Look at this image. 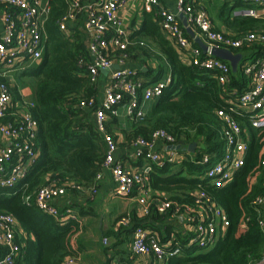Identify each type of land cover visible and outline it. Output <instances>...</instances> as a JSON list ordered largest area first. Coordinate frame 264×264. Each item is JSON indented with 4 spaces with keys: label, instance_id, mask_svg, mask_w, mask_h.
<instances>
[{
    "label": "built area",
    "instance_id": "1",
    "mask_svg": "<svg viewBox=\"0 0 264 264\" xmlns=\"http://www.w3.org/2000/svg\"><path fill=\"white\" fill-rule=\"evenodd\" d=\"M51 1L0 0V76L7 77L14 71L24 69L27 62L36 63L41 60L46 38L45 23L52 10ZM135 1L141 2L150 10L158 8L160 26L168 38L180 50L190 55L193 65L216 72L224 100V105L216 110L222 123L223 150L219 154L202 152L201 158L197 156L193 159L207 166L204 178L210 185L216 188L225 187L245 165L251 132L249 128L243 127L242 120L236 115L247 121L250 128H264V50L261 56L242 66L243 74L248 79L245 90L230 86V63L212 54L213 48L234 50L255 44L264 47V29H249L238 36H230L213 26L208 9L200 0H175L174 9L163 6L160 0H67L68 12L60 20L59 26L65 31L70 21L76 20L83 11L86 13L85 29L92 35V40L89 45L91 58L84 64L89 70L91 81L98 83L100 71L113 69L115 65L119 67L112 70L101 101L92 97L80 103L81 106L94 110L98 130L102 132L106 142L103 169L97 174L95 184L84 187L73 181L59 183L58 180H50L36 191L35 204L61 223L69 218H76L70 210L65 213L60 211L57 205V201L66 195L69 188L80 191L89 189L95 194L104 171L110 170L117 184L118 195L130 196L136 188L145 195L154 165L174 162L177 158L176 150L170 149L168 154H162L154 149L157 140L169 145H176L177 142L173 134L158 129L153 133L152 139L140 136L134 142L139 152L145 153L149 162L140 170L126 168L116 161L118 143L104 125L108 111L113 117L119 115V105H123L130 118L143 119L145 113L140 103L160 97L172 82L170 76L146 84L139 79L137 70L126 66L132 40L120 10ZM229 1L239 3L232 10L234 18H264V0ZM181 15L185 16L187 26L208 45L207 52L196 45L194 38L188 34ZM33 106V102H28L24 110L15 111L11 86L8 81L0 80V134L7 140V144L0 147V187H14L25 177L27 168L38 156L35 147L38 122L31 112ZM25 201L30 204V196H27ZM139 201L143 204L144 214H149L151 205L147 198L141 197ZM252 204L260 215L259 225L264 235V193L256 197ZM158 211H171L173 216H186L189 227L188 244L199 248L214 245L219 235L230 225L224 208L201 186L195 190L191 203L164 199L158 205ZM129 221L128 214L120 219V224L127 225ZM17 229L18 221L14 215L0 213V249L4 250L0 264H17L24 246L17 240ZM107 241L108 239L104 238V243ZM183 248L176 241L173 244H163L144 228L135 229L132 250L136 255L153 254L156 261L165 264L170 258L180 255ZM61 264H80V258L68 255ZM249 264H264V253L260 258L251 259Z\"/></svg>",
    "mask_w": 264,
    "mask_h": 264
},
{
    "label": "trees",
    "instance_id": "2",
    "mask_svg": "<svg viewBox=\"0 0 264 264\" xmlns=\"http://www.w3.org/2000/svg\"><path fill=\"white\" fill-rule=\"evenodd\" d=\"M51 4L45 23L48 40L42 59L23 71V76L33 83L35 98L31 112L38 122L35 140L38 156L14 187H0V213L14 215L34 236L20 251L17 264H61L66 256L75 255L73 239L80 230L78 218L61 223L35 204V194L50 180L73 181L84 187L94 185L106 156V142L98 130L94 110L80 104L82 100L97 97V83L91 81L84 64L91 54L79 30L72 29L68 35L60 29L59 22L67 14V0H52ZM153 14L146 13L142 29L133 36L142 33L153 37L171 66L172 82L157 98L150 116L139 121L146 126L140 125L132 135L152 139L156 130L164 129L178 140L184 138L203 145L197 150L199 158L202 152L219 154L224 141L216 110L224 105V100L216 72L184 63L178 47L163 34ZM238 24L244 30H258L264 27V18L245 17L238 20ZM258 47L261 48L255 44L233 51L245 52ZM157 73L155 80L162 77L160 70ZM230 86L243 89L245 77L232 69ZM106 115L111 116V113L108 111ZM236 117L242 120L244 128L250 129L251 142L245 165L225 187L210 185L203 178L207 166L196 161L185 160L176 173L168 172L170 165H154L149 180L152 188L170 193L174 201L191 203L195 190L201 186L224 208L230 220L214 245L209 248L184 246L182 253L172 257L168 264H249L251 259L260 258L264 253L260 215L252 204L264 193V128H250L242 117ZM115 122L114 117L110 123ZM104 125L109 131L106 121ZM48 175L49 180H46ZM27 196L31 198L30 204L25 201ZM150 216L154 220L163 218L155 208ZM3 254L4 250L0 249V257Z\"/></svg>",
    "mask_w": 264,
    "mask_h": 264
},
{
    "label": "crops",
    "instance_id": "3",
    "mask_svg": "<svg viewBox=\"0 0 264 264\" xmlns=\"http://www.w3.org/2000/svg\"><path fill=\"white\" fill-rule=\"evenodd\" d=\"M85 1L93 2L96 0ZM160 1L161 4L167 8H175V0ZM220 1L221 0H200V2L208 9V11L209 8L207 5L209 3L212 4L216 9L221 10L220 17L218 19L213 18L209 11L213 26L217 30L223 31L230 36H238L242 32L246 31L247 29L244 30L238 24V20L243 18H234L232 16L223 18L224 7L226 3H229V0H222L223 5H221ZM238 4L239 3H234V8L237 7ZM241 4L243 5V3ZM219 6H223V8L221 9ZM157 10L158 8L153 10L147 9L139 1L132 2L130 5L120 10V14L124 18L132 40V44L129 47L130 56L126 62V66L130 69L137 70L139 79L143 80L146 84L154 83L165 77L171 76V66L168 64L166 56L162 54L157 42L153 39V37H147L142 33L133 36L134 33L142 29L145 23L146 13H154V22L160 26V19L157 15ZM1 16L2 8L0 7V29L2 28ZM180 18L183 21L185 16H180ZM86 19L87 15L83 11L76 20L70 21L68 23L67 30L65 31H67V34L70 35L72 33V29L79 30L84 35L83 37L86 47L89 50L92 35L85 29ZM258 29H264V27L261 26ZM161 30L168 38V35L163 31L162 28ZM47 40L48 32L46 31V38L44 41L45 47ZM170 41L174 43L172 40ZM196 45L198 44L196 43ZM263 50L264 47L261 46V48L258 47L247 52H237L241 55V59L238 63V71L232 68L235 71V74L239 72L245 77L242 71V66L246 62L261 56ZM177 51L180 54V59L184 63L189 65L192 64L190 61V55L186 51L180 50L179 48ZM34 64L35 63L27 62L24 69L14 71L7 75V77L0 76V80L8 81L11 86L14 110L17 112L24 110L26 103H34L35 96L32 85L33 83L31 82L32 80H30L29 77L23 76V71ZM113 69L116 68L113 67ZM113 69L100 71L98 83L96 85L98 90V101H101L104 97V90L109 82ZM149 70H152V72L149 73ZM159 70L162 73V77L158 80H155ZM27 80L28 83H26ZM245 81L246 87H243V89H239L238 87L236 88L238 90H245L248 84V79L246 77ZM156 100L157 98L148 102L140 103V106L145 113V117L143 119L130 118L127 115L123 105H119V115L115 117L117 118V122L110 123L114 118L113 116H107L105 119V121L108 123V128L110 129L109 131L111 135H113L118 143V149L115 154L116 161L121 163L126 168L140 170L146 165L147 162H149L145 156V153H140L139 148L134 145V142L138 137L133 136L132 134L140 125L146 126L145 122L139 123V121H143L150 116ZM94 119L97 123L95 114ZM190 143L192 142H189L184 138L181 140L177 139L176 145H169L166 142L157 140L154 145L156 152L168 154L169 150L172 149L176 150L178 155L174 162H166L163 165H155H170L168 170L169 173H176L180 171L182 163L185 160L195 161L193 159L198 156V148L203 147V145L201 146L198 142H196V150L195 152H191L188 149ZM5 144H7V140L0 134V147ZM204 176L205 175L203 174V178ZM46 180H49V175L46 176ZM116 187L117 184L113 178L112 172L110 170H105L102 179L98 181L97 193L92 194L89 189L84 191H74L75 189L70 188V190L73 191L68 189L66 195L57 201L60 211L64 212L63 210H65V212H67V210H70L80 222V230L73 239V247L76 251L75 256L80 258V264H163L156 261L153 254L136 255L133 253L132 242L134 232L137 227L148 230L150 234L155 235L163 244H173L176 241L179 242L183 247L191 246L187 241L189 237V227L186 216H173L171 211H168L167 213H160L158 211L160 215H163L161 220H154L150 216L153 208L158 210V205L162 200L171 199L170 193L154 189L150 186V184H148L145 195L136 188V191H134L130 196H120L116 193ZM144 196L151 205L150 213L147 215L144 214L143 204L139 201V199ZM128 214L130 215L129 223L127 225L120 224V219L124 216H127ZM17 221V240L25 246L27 244V240L34 239V236L31 233L29 234L23 228L18 219ZM67 221L68 219L62 223H66ZM167 237L169 238L165 241V238ZM104 238L108 239L107 243H104ZM185 240L187 242L184 244L183 242ZM165 264H168V262Z\"/></svg>",
    "mask_w": 264,
    "mask_h": 264
},
{
    "label": "water",
    "instance_id": "4",
    "mask_svg": "<svg viewBox=\"0 0 264 264\" xmlns=\"http://www.w3.org/2000/svg\"><path fill=\"white\" fill-rule=\"evenodd\" d=\"M181 17H184L183 15H181ZM184 25L187 26V20L186 18H184ZM187 32L188 34L194 38L195 42L202 48V50L204 52H207L208 51V45L203 41V39L199 36L196 35V33L189 27L187 26ZM212 54L215 56V57H218L220 59H224V60H227L231 63L232 65V68L234 70H237V67H238V63L241 59V55L238 54V53H235L233 50H230V49H227V48H213L212 49ZM115 68H118V65H115L114 66ZM196 146H197V143L196 142H192L190 143L188 149L191 151V152H195L196 150Z\"/></svg>",
    "mask_w": 264,
    "mask_h": 264
},
{
    "label": "rangeland",
    "instance_id": "5",
    "mask_svg": "<svg viewBox=\"0 0 264 264\" xmlns=\"http://www.w3.org/2000/svg\"><path fill=\"white\" fill-rule=\"evenodd\" d=\"M220 3H221V5H223V2H222V0L220 1ZM208 6V8H209V11H210V13H211V15H212V17L213 18H215V19H218L219 17H220V9H216L215 7H213V5L212 4H208L207 5ZM234 3L233 2H230L229 1V3H226V5H225V7H224V16H223V18L225 17H231L232 16V10L234 9ZM220 7V6H219ZM221 9L223 8V6H221L220 7ZM247 52V51H246ZM31 80V79H30ZM29 80V81H30ZM26 83H28V80H27V82ZM207 168V167H206ZM205 171H206V169H205ZM204 174H205V172H204Z\"/></svg>",
    "mask_w": 264,
    "mask_h": 264
}]
</instances>
